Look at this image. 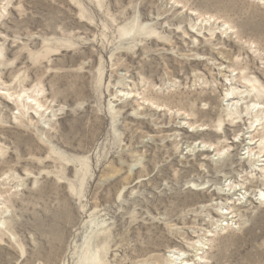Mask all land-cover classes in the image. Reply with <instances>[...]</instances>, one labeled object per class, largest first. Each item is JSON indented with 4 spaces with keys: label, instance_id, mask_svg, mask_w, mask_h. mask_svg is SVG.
Returning <instances> with one entry per match:
<instances>
[{
    "label": "rangeland",
    "instance_id": "obj_1",
    "mask_svg": "<svg viewBox=\"0 0 264 264\" xmlns=\"http://www.w3.org/2000/svg\"><path fill=\"white\" fill-rule=\"evenodd\" d=\"M0 264H264V0H0Z\"/></svg>",
    "mask_w": 264,
    "mask_h": 264
}]
</instances>
